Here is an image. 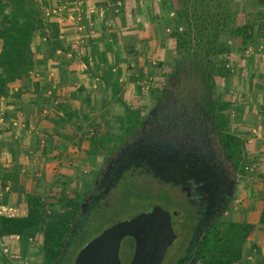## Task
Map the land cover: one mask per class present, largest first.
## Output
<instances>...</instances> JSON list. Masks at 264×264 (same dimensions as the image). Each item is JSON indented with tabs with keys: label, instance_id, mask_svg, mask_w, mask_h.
<instances>
[{
	"label": "trees",
	"instance_id": "1",
	"mask_svg": "<svg viewBox=\"0 0 264 264\" xmlns=\"http://www.w3.org/2000/svg\"><path fill=\"white\" fill-rule=\"evenodd\" d=\"M66 1L70 4L77 2V0ZM37 2L38 0H0V101L10 97L14 101H19L27 95L29 85L33 88L34 96H41L38 85L32 83V75L42 73L49 62H60L61 65L58 67L61 74L60 84H64L68 68L73 63V60L63 58L72 53V43L66 42L62 37L68 30V26L55 20L46 21L43 17V9L48 6L45 7V4L43 8L42 3ZM109 3L113 6L108 5ZM115 3L117 4L116 0L98 3L110 9L107 17L109 22L115 19L116 10L122 13V9L118 6L116 8ZM160 6L164 10L161 25L169 33L168 36L174 42V49L178 54L190 48L192 44L203 50L206 57L227 54L230 49L227 41H220L221 34H224L229 41L239 40L241 53L250 47L257 48L259 43L264 41V23L258 25L257 28L250 25L230 28L228 23L232 20L231 17L229 15L224 17L222 5L213 4V0H164ZM131 12L134 18L136 10ZM155 12L157 14V11ZM107 25L109 24L106 23V27L102 29V34L107 33L111 44L117 45V32L109 29ZM107 50L108 47H103V66L99 68L102 81L105 82L103 92H112L115 102L123 106L126 118L119 120L121 136L111 148L106 149L103 141L90 140L88 154L95 158L101 155V150H106L108 154L104 159L114 154L125 138L134 134L141 114L139 110L130 109V105L118 99L123 90V86L119 84L123 75L120 68V49L118 48L112 55L114 60L112 67L107 64L108 56L104 54ZM60 56L62 57L59 61ZM90 59L92 65L89 62ZM90 59L86 57L83 61L92 68L94 64L97 65V62L94 55ZM115 68L116 71L113 73L112 69ZM216 76L222 79L229 76L225 64L216 68ZM256 76L254 74L249 77L251 84L253 80H256ZM13 84H21V88L17 93L10 95V88ZM254 89L262 90L263 87L255 86ZM97 95L95 93L92 98L88 97L80 112L66 113V118L63 121L60 120L61 123L64 126L74 125L72 129L80 132L79 122H87L89 114L99 106ZM218 111L221 115V127L230 132L231 104L222 103ZM261 117L264 118V113ZM122 120L124 123H121ZM224 141L228 153L235 162V167L241 175H246L243 164L245 143L232 134L226 136ZM64 183L65 181L63 185L66 187ZM91 185L92 182L88 181L79 191L73 190L69 193L62 191L61 195L46 199L20 190L17 194L18 202L21 201L22 196H25L26 216L5 215L2 213L0 203V241L18 237L24 251L32 242L40 240L42 254L40 264H73L71 259L74 251L77 255L83 248H78L77 242L85 231L88 219L82 216L81 208L90 193ZM179 222L177 226L179 236H181V223ZM258 228H264V204L255 226L235 223L227 219L211 225L195 249L199 264H246L245 247ZM125 247L132 250L133 241H125Z\"/></svg>",
	"mask_w": 264,
	"mask_h": 264
},
{
	"label": "rangeland",
	"instance_id": "2",
	"mask_svg": "<svg viewBox=\"0 0 264 264\" xmlns=\"http://www.w3.org/2000/svg\"><path fill=\"white\" fill-rule=\"evenodd\" d=\"M108 1L110 2V0ZM120 1L124 2L123 0ZM229 1L213 0V4L222 5L224 17L227 15L231 17L232 20L228 23L230 28L244 25L257 28L258 25L264 23L261 22L264 20V0ZM163 2L164 0H131L128 3L125 2L126 7H122L124 11L122 10L121 14L120 12L117 14L125 22L122 23L121 27L118 25L112 27L113 30L119 27L116 29V35L118 34L116 46L120 49V68L125 71L126 75L123 85L126 86L125 92L130 97V101L126 100V102L128 106L130 105V109L139 110L141 113H145L151 108L153 93L157 88H160L164 72L171 68L178 55L174 49V42L168 36L169 33L161 25L164 10L160 5ZM122 5L124 6V3ZM132 10H136L134 18L131 16ZM221 40L222 42L227 41L229 53L217 57L210 56V60L216 67L225 64V68L229 72L227 78H217V88L222 102L232 104L230 131L236 135L244 126L243 124L248 127L253 126L256 118H253L251 110H257L258 101L263 92L249 88L250 82L247 77L252 73L250 69L253 64L250 63V59L245 54L247 50L244 53L240 52L239 40L229 41L224 34H221ZM262 75L260 73L259 77L264 78L261 77ZM98 89L95 92L99 91ZM99 95L101 96L99 99L104 100L103 111L98 109L100 106H97L90 113L89 125L83 127L80 132L71 129L72 135L65 137L69 144L65 151L60 155L59 152L54 155L51 154L54 158L50 163H47L50 165L48 169L44 168L49 179L42 180L44 171L39 169V164L37 165L33 161L34 158L29 159L30 170L26 169L25 176L28 175L29 178H32L33 186L31 189L29 188L31 192L43 199L53 198L61 195L62 191L66 193L73 190L79 191L85 182L91 181L94 173L102 165L108 151L101 150V155L95 158L90 156L88 154L90 140L103 141L106 149L111 148L112 144H115L121 136L119 120L125 117L121 104H117V102L107 103L105 98L108 95L103 92V89L100 90ZM243 103L248 104V107L252 105V109H248L250 112L246 114L245 121L241 119V112L239 111ZM261 116L258 118L260 119ZM121 123H124V120ZM245 134L246 137L241 136V139L245 143L243 164L246 175L239 178V191L226 219L235 223L247 224L259 220L258 214L264 204V128L263 132H257L255 135L249 132ZM250 140L252 141L251 144H249ZM52 166L55 167L52 168ZM68 173H70V177L67 175ZM39 174L40 176L37 177ZM64 181L66 187L63 185ZM137 189L138 191H129L123 186L119 187L108 199L107 208L98 211L93 219L88 222L84 233L78 239V248L84 247L116 221L130 216L134 205H159L167 211L176 209L175 202L167 203L164 200L165 189L159 192L162 194L144 191L141 187H137ZM263 239L264 228H258L256 234H253L246 244L244 251L246 264H264V253L259 251ZM258 240L261 242L259 243ZM252 241L256 243L250 249ZM8 247L9 256L5 257L4 255V260H0V264L41 263L40 240L32 242L24 251L21 243L15 245L13 249L11 245ZM75 253L74 251L71 259L73 264L76 258Z\"/></svg>",
	"mask_w": 264,
	"mask_h": 264
},
{
	"label": "flooded vegetation",
	"instance_id": "3",
	"mask_svg": "<svg viewBox=\"0 0 264 264\" xmlns=\"http://www.w3.org/2000/svg\"><path fill=\"white\" fill-rule=\"evenodd\" d=\"M216 68L194 44L177 55L134 134L94 173L81 208L89 222L119 187L154 194L165 189L164 200L175 202L176 209L158 206L179 213L181 236L162 264H199L195 249L211 225L226 220L244 176L224 143L232 133L221 127ZM127 240L121 243V264H129L134 254V243L128 250Z\"/></svg>",
	"mask_w": 264,
	"mask_h": 264
},
{
	"label": "crops",
	"instance_id": "4",
	"mask_svg": "<svg viewBox=\"0 0 264 264\" xmlns=\"http://www.w3.org/2000/svg\"><path fill=\"white\" fill-rule=\"evenodd\" d=\"M102 1L105 2L106 0H77V2L71 4L66 0H38L37 2L42 3L43 8L45 4V7L54 8L59 6V3H62L63 7H65V11L61 12L56 22L68 26V30L64 32L62 37L66 42L72 43V53L63 56V58L69 61L73 60V63L68 68L66 79L63 81L64 84H60L61 74L58 68L61 65L60 62L48 63L42 70V73L39 72L32 75V83L38 85V91L41 93V96H34L33 88L29 85L27 95L23 96L19 101H14L12 97L0 101V203L2 213L5 215L14 217L26 216V210L24 208L25 196H22L21 201L18 202L17 194L20 190L25 191L27 194L37 195L29 190L33 186V183H31L32 178H29L28 175L25 176L26 169L30 170L28 165L30 164L29 159L34 158L33 161L37 165L39 164V169L41 168L44 171L42 173L44 176L42 180L49 179V175L44 168L48 169L50 165L47 163L51 162L54 154L59 152L60 155L65 151L69 145L65 137L73 133L70 131L74 125L64 126L60 121L65 120L66 113L80 112L84 101L88 97L92 98L95 93L98 94L96 96L100 106L98 109L103 111L104 100L99 99L101 97L99 95L100 90L105 87V82L102 81L100 75L101 70L99 69L103 66V47H108L107 53L104 54L108 56L107 64L112 67L114 62L112 55L118 49V46L111 44L112 42L108 34H102V29L106 27V23L109 24L107 25L109 29H112L113 25L121 27L125 20L123 21L118 16H115L118 14V10H116L114 12L115 19L110 22L107 21L110 9L99 5ZM116 1L117 4L115 3V7L117 8L121 4L119 8L122 9L131 0H123L124 6L122 5V1ZM78 3H80V11L82 14L80 21L73 20L71 17L74 16L72 10ZM108 5L113 6L112 3ZM122 10L124 11V9ZM92 11L94 15L90 14ZM261 22H264V20H261ZM116 29H119V27H116ZM116 29L115 31L117 32ZM117 35L116 38H118ZM36 41L38 42L37 39ZM251 49H253L252 54L248 55L247 52L245 53L250 59V63L253 64L250 69L252 73L247 78L249 79L254 74L257 76L252 84L249 79V88L254 89L255 86H262L263 89L261 91L263 95L258 101L259 107L257 110L254 109L255 111L251 108L252 105L248 107L246 103L241 104L242 107L239 110L241 112V119L243 121L246 120V114L250 112L248 111L249 108L252 109L251 114L256 119L253 126L248 127L243 124L244 126L240 128V131L237 133L238 135L231 132L240 140H242V137H246L245 133L249 132L255 135L257 132H263L264 128V121H262L264 118H258L264 113V78L258 77L260 73L261 75L263 74L261 77H264V50L259 51L258 48ZM91 54L94 55L97 62V65L94 64L92 68L83 61L85 57L90 59L92 57ZM89 62L92 65L91 59ZM115 71L116 68L112 69L113 73ZM125 78V71H123V75L119 80V84L123 86V90L118 96V99L128 104L126 100L130 101V97L125 92L126 86L123 85ZM95 79L99 80L98 83H95ZM20 88L21 84H13L10 88V95L17 93ZM93 88L95 89L92 90ZM97 88H99V91L95 92ZM106 95H108L105 98L108 101L107 103L115 102L112 92H106ZM231 108H233L232 104ZM241 109L247 110H244V112ZM89 118L90 114L88 116ZM88 121L79 122L80 128L82 129L89 125L90 122ZM251 142L250 140L249 144ZM67 175L70 177V173ZM39 176L40 174L37 175V177ZM257 222L247 224L255 226ZM253 234L255 235L256 231ZM258 242L260 243L261 241L258 240ZM19 243L21 241L17 238H8L0 241V260H4V254L2 253L4 247L9 248L8 245H11L13 249ZM255 243L252 241L250 249ZM261 245V250L259 251L260 253H264V239Z\"/></svg>",
	"mask_w": 264,
	"mask_h": 264
},
{
	"label": "water",
	"instance_id": "5",
	"mask_svg": "<svg viewBox=\"0 0 264 264\" xmlns=\"http://www.w3.org/2000/svg\"><path fill=\"white\" fill-rule=\"evenodd\" d=\"M179 213H169L158 205H134L130 216L116 221L87 243L74 264H121V243L131 239L134 254L129 264H162L164 256L177 240Z\"/></svg>",
	"mask_w": 264,
	"mask_h": 264
},
{
	"label": "built area",
	"instance_id": "6",
	"mask_svg": "<svg viewBox=\"0 0 264 264\" xmlns=\"http://www.w3.org/2000/svg\"><path fill=\"white\" fill-rule=\"evenodd\" d=\"M118 7H120V5H118ZM62 11H65V7H63L62 3H59V6H56L54 8L48 7L43 9V17L44 19L47 20H55L57 21V18L59 17V15L61 14ZM72 12H74V16H71L73 20H78L80 21L82 14L80 11V3H78L72 10ZM91 15H94V12L92 11L90 13ZM81 30H83L81 28ZM259 51L264 50V41L261 42L260 46L258 47ZM247 54L250 55L253 53V49L249 48L247 49ZM99 80L95 79V83H98ZM18 240H20V238L16 237ZM2 253L5 256H9V250L7 247H4L2 250Z\"/></svg>",
	"mask_w": 264,
	"mask_h": 264
}]
</instances>
